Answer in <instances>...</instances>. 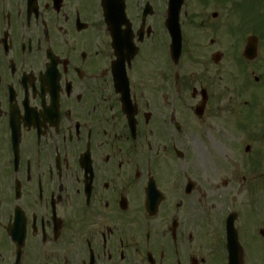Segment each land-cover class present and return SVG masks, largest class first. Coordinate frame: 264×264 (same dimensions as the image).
Returning <instances> with one entry per match:
<instances>
[{
	"label": "flooded vegetation",
	"instance_id": "obj_1",
	"mask_svg": "<svg viewBox=\"0 0 264 264\" xmlns=\"http://www.w3.org/2000/svg\"><path fill=\"white\" fill-rule=\"evenodd\" d=\"M124 2L0 0V264H219L187 110L264 89V0H184L177 62L171 0Z\"/></svg>",
	"mask_w": 264,
	"mask_h": 264
},
{
	"label": "rangeland",
	"instance_id": "obj_2",
	"mask_svg": "<svg viewBox=\"0 0 264 264\" xmlns=\"http://www.w3.org/2000/svg\"><path fill=\"white\" fill-rule=\"evenodd\" d=\"M214 9L206 11L212 14ZM188 48L191 56L197 54L192 43ZM197 67L188 66L189 70ZM253 88L241 93L237 88L233 100L221 102L218 110L209 109L202 120L194 112L196 101L189 102L187 110L184 146L189 174L201 182L205 204L219 215V224L211 233L219 264H225L224 220L232 211L239 214L236 226L242 243L252 249V263L264 264V237L260 234L264 228V89ZM247 145L251 146L249 152L245 151Z\"/></svg>",
	"mask_w": 264,
	"mask_h": 264
},
{
	"label": "water",
	"instance_id": "obj_3",
	"mask_svg": "<svg viewBox=\"0 0 264 264\" xmlns=\"http://www.w3.org/2000/svg\"><path fill=\"white\" fill-rule=\"evenodd\" d=\"M183 0H172V16L173 19H171V31L173 34V37L175 40H177L180 37V31L177 28L178 23H177V15H178V10L180 5L182 4ZM117 6L116 0H111V5ZM236 218V214H233L229 217L228 220V232H227V238H228V251H229V264H243V248L240 245L239 238H238V232L234 227V220Z\"/></svg>",
	"mask_w": 264,
	"mask_h": 264
}]
</instances>
